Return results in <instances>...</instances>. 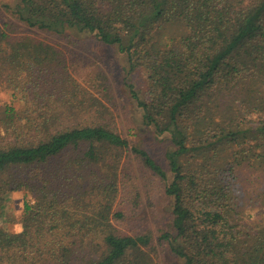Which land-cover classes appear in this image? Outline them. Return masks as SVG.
<instances>
[{
	"label": "trees",
	"instance_id": "obj_1",
	"mask_svg": "<svg viewBox=\"0 0 264 264\" xmlns=\"http://www.w3.org/2000/svg\"><path fill=\"white\" fill-rule=\"evenodd\" d=\"M1 6L28 29L114 47L128 74L143 73L144 89L127 93L167 168L87 115L97 100L70 96L79 86L60 50L0 27L11 100L0 102V264H158L149 236L114 224L126 217L113 210L125 159L163 185L171 231L160 240L182 264H264V214L251 217L264 213V180L247 196L237 173L264 175V0ZM15 192L23 212L9 232Z\"/></svg>",
	"mask_w": 264,
	"mask_h": 264
},
{
	"label": "rangeland",
	"instance_id": "obj_2",
	"mask_svg": "<svg viewBox=\"0 0 264 264\" xmlns=\"http://www.w3.org/2000/svg\"><path fill=\"white\" fill-rule=\"evenodd\" d=\"M17 3L18 0H0V27L14 37L32 36L60 50L69 74L79 86L70 96H76L77 100L82 95L85 100L96 98L95 105L90 103L87 115L94 114L100 122L109 124L131 144L146 150L166 170L165 144L156 140L141 125V112L130 101L126 89V84H132L142 91L145 86L144 74H128L125 59L115 48L105 46L92 37L72 35L69 38L26 28L1 6L7 4L14 7ZM10 101V92L0 86V102L10 104ZM18 105L16 103L14 106ZM123 162L125 167L117 182L113 210H124L126 217L123 221L114 222L115 226L123 232H137L149 236L158 264H182L169 253L165 243L160 240L162 234L171 231L170 203L164 195L163 185L148 175L136 160L125 159ZM237 173L245 186L247 196L248 193L252 196V190L258 188L255 184L263 183L264 180L263 174L247 170H239ZM22 212L23 193H12L6 207L9 224L3 225L9 232L18 231L17 223ZM260 214L264 213L259 209L251 211L254 219Z\"/></svg>",
	"mask_w": 264,
	"mask_h": 264
}]
</instances>
